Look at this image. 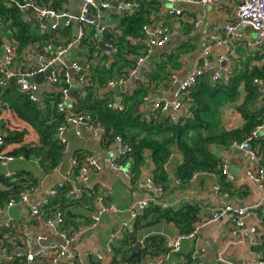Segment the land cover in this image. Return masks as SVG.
Returning a JSON list of instances; mask_svg holds the SVG:
<instances>
[{
	"label": "trees",
	"instance_id": "16d2710c",
	"mask_svg": "<svg viewBox=\"0 0 264 264\" xmlns=\"http://www.w3.org/2000/svg\"><path fill=\"white\" fill-rule=\"evenodd\" d=\"M129 1L138 3V10L130 15H112L115 28L102 32L101 40L116 50L111 56V61L108 56L101 53L97 46V39H94L97 29L92 27L86 29V36L79 45L87 50L85 61L92 63V70L86 86L79 87L76 77L72 79L73 84L70 88L61 82L54 86L58 90L43 91V105L39 100L31 101L27 94L20 91L16 81L7 82L5 88L0 91V114L3 115L8 110L12 111L19 120L29 124L38 135L36 144L35 142L24 144L26 129L14 127L10 122L7 123L4 120L0 121L2 124V126L0 125V136L3 142L0 145V152L9 145L13 146L12 150L7 152L15 158L10 164L36 161L43 174H49L57 168L63 157V145L57 139L56 132L65 122V112L58 110V104L62 100L59 91L61 88L75 89V96L71 100L74 114L89 116L94 123L100 124L105 129L103 144H110L116 137H120L122 142L128 146L129 151L119 158L118 162L129 167V172L134 179L139 178L140 169L148 155L153 166L151 178L154 184L163 190L168 181V172L164 170V165L168 158L173 157L174 151L181 155V163L176 166L174 171L175 179L179 180L181 184L189 182L193 174L198 172H216L223 177L219 159L208 150L207 146L228 147L234 142L239 144L262 124L264 98L259 99V94L252 81L255 78L264 81V66L252 68L250 71L234 67L231 80L215 88L211 87L206 77L204 80H199L185 95V116L178 122H172L169 117H165L159 111L149 119L139 112H134V108L141 106L152 91L150 84L146 82L138 84L130 94L121 95L123 110L110 109L108 103L113 94L106 90L107 85L111 81L125 78L135 68L136 59L146 54L147 47L140 45L139 41L144 38L143 26L153 21L150 19V14L159 5L156 0ZM56 2L57 6L45 5L62 11L61 1L56 0ZM0 20L4 37L17 45V55L21 54L28 46H35L38 49L49 43L66 44L72 40L78 26V24L72 23L67 28L43 33L25 21L14 5L7 4L4 0H0ZM57 33L66 36L67 39L64 41L55 39ZM95 52L98 53L97 56H94ZM99 52L101 59L97 64H94L92 61L94 58H98ZM171 57L173 55L161 56L159 60H156L155 68L153 67L151 72L146 75L149 82L157 84V82L170 77L168 65H173V60L177 56L174 55V59ZM241 90L244 98L236 109L244 123L239 129L226 130L221 122L220 109L227 103L235 102L239 98ZM100 92H104L102 97L98 94ZM162 117L165 119L161 120ZM75 159L79 162V166L74 169V173L77 175L82 158L77 156ZM12 173L11 178L0 174L1 209L5 207L11 197L17 198L20 193L28 192L38 184V178L28 170L21 169ZM89 196L86 201L90 203L94 194L91 195L90 192ZM74 205L76 202L69 200L65 190L62 189L57 192L55 197L49 199L44 217L58 208L63 213L62 226H72L70 208ZM150 215L153 219L145 225L160 221L173 223L180 235L189 234L201 221L199 207L189 204H184L176 210L171 208L163 210L157 205L150 204L139 216L140 218H137V222ZM72 228L75 229L73 226ZM135 230L136 224L132 232L124 233L118 247L113 245L111 264H138L146 256L157 257L168 253L165 240L159 236H150L145 240L142 250L131 253L127 244L129 239L135 241ZM8 231L0 230V238L2 233ZM119 250L120 256L117 259ZM255 252L260 254L264 264V241L255 247ZM198 262L199 259L193 260L191 255L186 259V264H197ZM3 264H18V261Z\"/></svg>",
	"mask_w": 264,
	"mask_h": 264
},
{
	"label": "crops",
	"instance_id": "0c3cea01",
	"mask_svg": "<svg viewBox=\"0 0 264 264\" xmlns=\"http://www.w3.org/2000/svg\"><path fill=\"white\" fill-rule=\"evenodd\" d=\"M37 1L43 6H46L45 4L50 6L58 5L57 2L55 3L56 0ZM59 1H61L60 8L67 9L69 13L72 8L79 7L71 6V1L73 0L69 2L65 0ZM156 1H158L159 5L158 8L151 12L150 19L155 20L167 30L169 34L168 42L163 47L154 48L151 51L150 60L141 64L136 74L126 81V89L122 93L130 94L140 83L146 82L150 84L152 91L147 98L144 99V103L141 106H136L138 109L135 111V113L139 112L144 117L151 112L155 102L160 100L166 103L171 102L174 98L176 89L175 85H171L170 77L167 80L157 82V84L147 80L146 75L151 72L153 67L155 68L156 60H159L161 56L168 55H173L171 58L174 59V55H176L177 58L173 60V65H168V71H170V74L175 73L177 80H183L199 63L198 57L203 47L208 43H214L220 36V28L229 15V7L226 4L205 7L198 4L190 5L179 3L172 5L162 0ZM123 2H133L137 7L134 11H123L124 13H122V11H117L115 9L116 6ZM110 5L111 8L106 9V14L100 12V18L103 19L99 20V25L106 27L104 31L111 30L113 27L115 28L112 15H130L138 10V3L135 1L110 0ZM172 9H177L180 11V14L170 13ZM112 10H116V12L112 13ZM24 20L38 29L37 23L31 14L25 15ZM48 31L52 30H42L43 33H47ZM73 37L74 35L72 38ZM55 39L64 41L67 37L57 33ZM3 40L7 39L4 37L2 27L0 26V44ZM139 44L145 45L143 39L139 41ZM212 48L213 50L209 56V62L212 68L216 69L218 66H221L220 63H218V54L221 50L216 45H212ZM36 49L37 47L35 46L26 47L21 54L17 55L14 65L26 69L29 67L38 68L40 63L37 60ZM86 54L87 50L83 49L81 46L73 47L62 56L60 65L56 66L54 71L58 75L66 71L73 79V72L70 68L71 64L73 62H84ZM97 54L98 53L95 52L94 56H97ZM100 59L101 54L99 52L98 58H94L92 62L97 64ZM231 60L233 74L234 67H237V69L245 68L249 71L252 68L263 67L264 46L261 47L260 50L253 52L248 50L243 43L235 44L232 49ZM43 83L46 88L44 90H57L56 87L54 88V86L47 84V78L44 79ZM98 94L102 97L104 92ZM243 98L244 96L241 90L240 96L235 102L227 103L220 109L221 122L226 130L239 129L243 125L244 120L236 109L239 104L242 103ZM0 125L2 126L1 122ZM77 129L80 132L79 135L75 133ZM65 138L67 147L59 165L53 172L43 174L38 166V162L28 161L19 162L18 164H10L11 162H9L5 166L0 165V174H4V177H6L7 173L21 169L32 172L35 177L38 178L37 183L42 182L38 189V193L30 198V202L34 204L39 202L57 182L66 180L65 178L69 173L71 162L75 157L78 156L79 158H83L89 155L93 156L98 161L104 162L108 158L115 157L119 152L117 143L112 141L110 144H103L105 139L93 136L84 125H80L77 128L69 127L65 131ZM31 139L35 144L38 142V135L34 129L32 130V127ZM250 144L259 155L258 162H253L247 158L243 151L237 146H207L208 150L219 159L220 165L224 161L227 163L228 172L235 177V182H228L225 176L222 177L216 172L207 173V175H199L195 180H190L186 184L176 182L174 171L176 166L181 163V155L177 151H174L173 157L170 159L167 167L168 181L160 194L130 187L122 171H113L109 167L103 168L98 173H87L86 176L90 179V182L79 179L73 183V186H75L76 189H86L92 185L95 191L93 193V190L87 191V196L80 201H74L68 198L76 202V205L70 208L72 212V226L75 229H73L72 226L65 228L67 230L79 232L78 239L69 248L70 252L80 255V264H111L113 261V252L110 254L106 252V243L112 234L118 232L121 224H126V228L117 234L112 247L113 245L118 247L120 241L123 239L124 233L127 231L132 232L136 224L134 233L135 241L129 239L127 244L131 253L142 250L145 246V240L150 236H159L165 240V243L175 240L179 232L173 223L160 221L158 223L145 225L153 219L151 215L144 219H140L138 222L137 219L135 220L136 222L131 220L127 212L129 206L141 200L154 198L157 202L165 204L174 210L180 208L184 204L196 205L199 207V218L201 219L208 216L212 209L225 202H232L239 206H247L249 208L248 215L244 221L247 234L244 237L233 235V220L225 219L202 229L194 239L183 240L178 253H171L168 255L167 253L163 255V253L157 257L146 256L138 264H157L155 262L157 258L163 256L166 258L158 264H186L187 257L195 250L204 251V264H245L247 261L254 260L258 253L255 252V247H253L252 243L264 241V202L261 197V189L245 178V172L257 166H261L264 170V128L258 130L257 138L253 139ZM124 167L126 171L129 170L128 166ZM152 171L153 166L151 159L146 155L144 165L140 169L139 178L145 180L151 177ZM215 185H218L221 190L215 191ZM99 186L108 187L110 191L106 193L101 192ZM1 189L2 186L0 185V190ZM90 192L91 195L94 194V198L90 200L89 203L86 200L89 199ZM223 192L229 194L228 199L221 196ZM99 194L103 196L102 199L104 204H114L117 208L121 209L122 212L120 214L103 215L96 228L86 231L84 225L89 220L92 211L98 206L96 197H98ZM28 210V205H17L9 210H3L1 212L0 224L4 222L6 218H12L16 225V229L11 235H3L2 242L4 246L11 252H16L18 249L22 248L23 243L20 225L24 223L28 224L30 232L41 234L46 238L44 242L45 245L59 244L61 242L60 238H58L51 229L44 227L41 224V220H28ZM138 242L140 243L139 247L133 250ZM120 247L122 248V246ZM119 252L120 250L117 251V259H119L120 256V254H118ZM97 256H101L102 258L97 259ZM59 264H69V262L67 258H64Z\"/></svg>",
	"mask_w": 264,
	"mask_h": 264
},
{
	"label": "built area",
	"instance_id": "2783aa9c",
	"mask_svg": "<svg viewBox=\"0 0 264 264\" xmlns=\"http://www.w3.org/2000/svg\"><path fill=\"white\" fill-rule=\"evenodd\" d=\"M70 1V0H65ZM168 4H198L201 6H217L220 4H226L229 7V15L227 20L220 28V36L214 41V43L206 44L200 51L198 61L199 63L187 75L183 80H177L175 73L170 75L171 85H175L176 89L174 92V98L171 102L166 103L164 101H157L154 103L151 112L146 116L147 119L153 118V115L159 111L165 117H169L172 122H178L181 118L185 116V102L184 97L188 93V90L192 88L199 80H204L206 77L212 88L217 87L220 84L228 83L233 75L231 53L233 46L235 44L243 43L245 47L250 51H258L264 46V0H162ZM7 4L14 5L19 14L24 17L25 15L31 14L37 23L39 30L50 29L52 31L59 30L62 28H67L72 25V23L78 24L76 32L72 40L66 44H54L49 43L41 48L36 49L37 60L40 63L38 68H20L16 67L15 61L17 58V45L15 42L9 40H3L0 44L1 54H0V91L3 90L10 78H16L20 76L22 79L17 80V84L21 92L28 95L31 101L37 102V91L38 87L35 84H29L25 77H30L35 73L44 71L47 66L56 64L60 65V60L62 56L71 50L75 46H79L86 36V29L89 27L97 29V34L94 39L100 40L102 37V32L106 29L102 25H99L100 18V8L110 9V0H83V3L79 9V16L72 17L67 9L62 11L54 10L53 8L43 6L39 4L37 0H4ZM137 7L133 2H123L116 6L117 11H130L135 10ZM115 10V11H116ZM95 13V14H94ZM170 13L180 14L177 9H172ZM1 25V20H0ZM144 38L143 42L147 47L146 54L142 57L136 59V65L133 70H131L125 78H119L116 81H111L107 85V89L111 92V88L125 84L126 81L133 77L141 64L148 62L150 60L151 51L154 48L163 47L169 39V34L167 30L155 20L147 23L143 26ZM252 36V37H249ZM212 45H216L220 48L218 54V66L216 69L212 68L209 62V56L213 50ZM109 46V45H107ZM34 47V46H32ZM113 49V48H112ZM116 50L113 49V53ZM55 66V69H56ZM73 72V77L77 78L79 86H84L88 84V77L92 70L91 62H73L70 66ZM54 69V70H55ZM24 71V74L21 72ZM63 82L65 85L72 87V78L66 72L63 71L61 74H56L55 71L47 78V84L50 86H56ZM253 85L256 87L259 94V99L264 98V81L258 78L253 79ZM55 88V87H54ZM58 90V89H57ZM61 93V102L58 104V110L60 112H65V122L57 129L56 136L59 142L63 145V153L67 147V141L65 138V131L69 127L77 128L80 125H84L86 129L93 135L104 139L105 129L100 125L94 123L89 116H82L74 114L71 100L68 96L69 89L61 88L59 89ZM112 93V92H111ZM114 94V93H113ZM108 107L113 110L121 111L124 109V105L121 100V95L116 96L115 94L108 103ZM155 117V116H154ZM4 120L18 128L26 129V136L23 140L24 144H30L33 142L31 139V126L21 120H19L12 111H5L3 115L0 114V121ZM264 128V120L262 124L253 131L249 137H247L241 143H232L231 146L239 147L245 156L253 162H258L259 156L257 152L251 147L250 142L257 138V132L259 129ZM33 130V128H32ZM77 135L80 134L78 129L75 132ZM114 143L119 146V152L113 158H108L104 162L98 161L93 156L86 155L81 159L79 174L75 175L74 169L79 166V162L73 159L71 162V167L66 180H61L57 182L56 185L49 189L47 194L41 198L37 203H31L30 198L38 193V189L42 182H39L34 188H31L28 192H22L17 198L11 197L3 209L0 208V214L3 210H9L17 205H28V216L30 221L41 220V224L53 231L55 235L60 238L61 242L59 244H49L45 245L44 242L46 238L41 234H35L30 232L27 223L20 225V230L22 232V248L18 249L16 252L8 251L2 242L3 235H11L15 229L16 225L12 218H6L4 222L0 224V230H9L4 232L0 238V264L10 263L17 260L18 264H59L64 258H67L69 264H80V255L73 254L70 252V246L76 242L78 239L79 232L67 230L62 226L63 224V213L56 208L50 212L46 217H44L46 207L49 204V199L57 195V192L62 189L65 190L66 196L74 201H80L85 196H87V191H92V185L86 189L79 188L76 189L73 183L81 179L85 182H90V179L86 176L87 173H98L103 168L109 167L113 171H122L123 176L126 179L130 187L147 190L155 194H160L162 188L156 186L151 177L142 180L140 178L134 179L130 174L129 170L126 171L124 165L118 162V159L126 155L129 151L127 145H125L120 137L114 139ZM2 138L0 136V145H2ZM13 146H7L3 151L0 152V164L5 166L9 162H12L15 158L7 152L12 150ZM7 149V150H6ZM168 158L164 170L167 171L170 159ZM227 163L224 161L221 164V174L226 177L228 182H235L236 179L233 175L228 172ZM199 175H207L206 172H198L193 174L191 180H195ZM13 173H7L6 178H11ZM245 178L253 182L259 189H261V197L264 202V170L261 166L249 169L245 172ZM179 182L178 180H175ZM101 192H108L110 188L105 186H99ZM215 191H220L218 185L214 186ZM95 189L92 191V193ZM221 196L228 199L229 194L227 192L221 193ZM103 196L99 194L96 197L98 201V206L90 214L89 220L85 223L84 229L92 230L97 227L101 217L105 214H120L121 209L117 208L114 204H104ZM157 205L162 209H167L169 206L157 202L154 198H149L145 200L138 201L127 209V212L132 221H135L139 216H141L147 207L150 205ZM247 206H239L232 202H225L220 206L212 209L208 216L201 219V221L195 225L193 230L187 235H178L175 240L167 241L166 247L168 248V254L178 253L180 251L181 242L185 239L192 240L198 233L213 224H216L225 219L233 220V235L237 237H244L247 234V228L245 227V218L248 215ZM126 228V224H121L117 233H114L109 238L106 243V252L108 254L112 253V244L117 236L122 230ZM261 242H253V247L260 245ZM204 251L195 250L191 254L193 260L199 259L197 264H204ZM166 255V256H167ZM101 256H97V259H101ZM166 257H159L155 261L157 264L164 260ZM154 262V263H155ZM245 264H263L260 254L256 255V258L252 261H247Z\"/></svg>",
	"mask_w": 264,
	"mask_h": 264
},
{
	"label": "water",
	"instance_id": "95a60500",
	"mask_svg": "<svg viewBox=\"0 0 264 264\" xmlns=\"http://www.w3.org/2000/svg\"><path fill=\"white\" fill-rule=\"evenodd\" d=\"M82 3H83V0H73V1H71V6H73V7L79 6L80 7V5ZM79 7L78 8H72V10L70 12V15L72 17H78L79 16ZM99 10L102 13L107 11V10L102 9V8H100ZM111 12L115 13L116 11L112 10ZM124 12H122V13H124ZM102 19L103 18H101V20ZM97 46H98L99 50L101 51V53L103 55L108 56L109 57V61H111V56L113 54V49L110 46H107L104 43V41L101 40V39L97 41ZM55 66H56V64L49 65V66H47V68L44 71L35 73L34 75H32L30 77H25V79L27 80V82L29 84H35L38 87L37 98L41 102V105H43V103H42V92L44 91V89H46L45 86H44L43 81H44L45 78H48L51 75V73L55 69ZM21 74H24V71H22ZM20 79H22L20 76H18L16 78H10L8 80V83L13 82V81H17V80H20ZM86 85L87 84H84V86H86ZM125 89H126L125 84H122V85L115 86V87L111 88V92L114 93L116 96H120L125 91ZM68 96H69L70 99L74 98V96H75V89L74 88L69 89ZM137 109H138V107H136L134 109V112L137 111ZM164 119H165V117L161 118V120H164ZM139 245H140V243L138 242L136 244L135 248H133V250L136 249L137 247H139Z\"/></svg>",
	"mask_w": 264,
	"mask_h": 264
},
{
	"label": "rangeland",
	"instance_id": "374dc122",
	"mask_svg": "<svg viewBox=\"0 0 264 264\" xmlns=\"http://www.w3.org/2000/svg\"><path fill=\"white\" fill-rule=\"evenodd\" d=\"M103 14H106V12H103Z\"/></svg>",
	"mask_w": 264,
	"mask_h": 264
}]
</instances>
